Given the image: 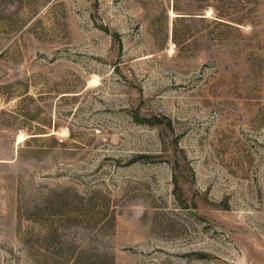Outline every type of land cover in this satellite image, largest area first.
<instances>
[{
	"label": "rangeland",
	"instance_id": "374dc122",
	"mask_svg": "<svg viewBox=\"0 0 264 264\" xmlns=\"http://www.w3.org/2000/svg\"><path fill=\"white\" fill-rule=\"evenodd\" d=\"M0 264H264V0H0Z\"/></svg>",
	"mask_w": 264,
	"mask_h": 264
},
{
	"label": "trees",
	"instance_id": "16d2710c",
	"mask_svg": "<svg viewBox=\"0 0 264 264\" xmlns=\"http://www.w3.org/2000/svg\"><path fill=\"white\" fill-rule=\"evenodd\" d=\"M212 8L215 9L214 7H212ZM171 9L174 11V13H176L175 16H173V20H172V23H173V26H172V41H173V44L176 46L177 43H176V40L174 39V32H175L174 23H175L176 20H178L180 17H182V15H180L181 13L179 12V10L177 8H175L174 5L171 7ZM186 14H187L186 18H189L190 20H193V19H196V18L197 19H203V13H201V12L186 13ZM215 17L218 18L219 20L225 19V16L222 13H217ZM104 29H106V28H104ZM18 102H20V100H18L17 103ZM154 119H155V116H151L150 119L146 120V121L150 125H155V122L157 120H154ZM19 127L23 128L22 126H19ZM38 129H40V128H38ZM25 132H27L28 137L24 138L23 142H28V141L34 140V138H36L37 134L47 133V132H42L41 130H31V129H27V128H25ZM20 151H21V148L19 147L18 154H20ZM172 170H174V166H173ZM78 257H79L78 255L74 256L75 259H77Z\"/></svg>",
	"mask_w": 264,
	"mask_h": 264
}]
</instances>
